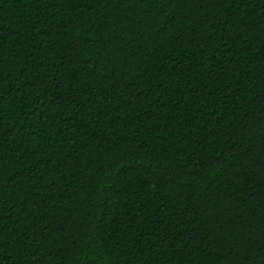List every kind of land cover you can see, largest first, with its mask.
Returning <instances> with one entry per match:
<instances>
[{"label": "trees", "instance_id": "16d2710c", "mask_svg": "<svg viewBox=\"0 0 264 264\" xmlns=\"http://www.w3.org/2000/svg\"><path fill=\"white\" fill-rule=\"evenodd\" d=\"M0 217V264H264V0H0Z\"/></svg>", "mask_w": 264, "mask_h": 264}, {"label": "snow or ice", "instance_id": "6c2138e0", "mask_svg": "<svg viewBox=\"0 0 264 264\" xmlns=\"http://www.w3.org/2000/svg\"><path fill=\"white\" fill-rule=\"evenodd\" d=\"M250 6V5H249ZM0 220H2V217H0ZM0 227H2V225H0Z\"/></svg>", "mask_w": 264, "mask_h": 264}]
</instances>
